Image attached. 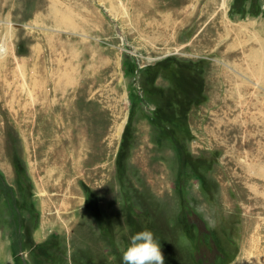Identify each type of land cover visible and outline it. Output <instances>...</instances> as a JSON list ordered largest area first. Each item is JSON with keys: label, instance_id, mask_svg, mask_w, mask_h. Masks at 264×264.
Masks as SVG:
<instances>
[{"label": "rangeland", "instance_id": "374dc122", "mask_svg": "<svg viewBox=\"0 0 264 264\" xmlns=\"http://www.w3.org/2000/svg\"><path fill=\"white\" fill-rule=\"evenodd\" d=\"M55 1L70 14L73 29L38 25L20 13L24 8L0 10V139L6 148L0 160V264H123L132 236L145 229L155 233L154 223L168 228L160 238L164 264H264L258 257L264 255V232L250 253L253 234L242 230L238 203L227 211L220 207L217 151H208L207 138L199 139L202 121L216 120L208 104L216 69L236 76L233 57L241 48L230 46L223 57L227 36L194 45L212 24L222 32L223 25L243 26L248 37L256 29L264 40V0ZM42 6L46 14L47 2ZM50 35L61 45L70 41L65 45L77 69L75 84L86 85L83 101L91 106L86 120L95 126L96 119L103 121L102 140L95 141L103 145L102 160L90 168L75 165L87 177L67 171L80 149H63L57 164L44 154L37 162L29 155L28 163L22 155L30 145L19 137L8 103L18 93L22 106L28 96L24 61L32 54L26 43L45 53ZM5 80L12 90L3 93ZM216 87L217 100L231 102L228 85L220 79ZM137 155L146 166L137 164ZM70 218V232L61 230Z\"/></svg>", "mask_w": 264, "mask_h": 264}, {"label": "bare ground", "instance_id": "6f19581e", "mask_svg": "<svg viewBox=\"0 0 264 264\" xmlns=\"http://www.w3.org/2000/svg\"><path fill=\"white\" fill-rule=\"evenodd\" d=\"M46 2L49 6L47 13L41 14L42 4ZM136 3L142 5L141 1L137 0ZM149 3H152V1L150 0ZM6 8H11L15 12L24 8L20 13L25 16H33L38 25L49 23L53 28L71 27L73 29L72 26L74 24L72 25L69 20L70 14L62 13L55 0H0V10L4 11ZM212 25L204 31L203 35L201 33L194 40L196 48H201L203 45L209 46L218 37L227 36L230 37V42L225 45L220 54L228 58L229 51L236 49L238 46L241 50L236 51V56L233 57L235 61L233 70L236 72V76L230 75L225 68L216 69L218 70V76L212 83L213 87L208 93L209 98H211L208 104L209 107L211 106L215 109L216 120L215 118L212 119V124H206L202 121L199 139L207 138L206 147L208 151L213 149H216L215 152L217 151L215 158H217L218 162L216 166L218 176H216V179L222 188L223 199L220 207L223 211H227L238 203L242 211V220L244 221L242 230L247 234H253L251 235L252 239L248 241L250 246L248 248L251 253L254 251H252V247L258 246L259 239L262 238L261 233L264 232V220L262 219L264 216V95H261L262 93L259 91L260 86L264 85V40L259 34L260 31L254 29L255 26H252L255 32L248 37V35L245 36L248 30H245L243 26L232 27L229 24L227 26L223 25L221 28L224 31L222 32L221 29L215 30V26L213 25L214 27H212ZM247 38H249L248 41L246 40ZM65 44H59L56 42L55 37L50 35L45 44L47 50L45 48L46 52L43 53L37 44L32 48L30 44L26 43V48L32 54L30 60L24 61L25 65L23 64L26 67L23 74L25 76L24 85L29 89L28 96L22 106L18 93L12 94L15 97L13 100H8L13 103L10 101L8 103L14 105L13 109H15V112H12V118L15 119L17 124H20L19 132L22 136L19 137L24 138L22 141H24V144L27 143V147L30 145V149L28 148V151H25V155H22L28 159V163L31 158L29 155L35 157L37 162L44 154L53 156L52 159H55L53 164H57L59 163V158L66 152L63 149H67L73 154L77 149H80V155L77 157L72 155V158L70 157V160H68L72 165L68 167L67 171H74L73 173L81 176L85 173L87 177L88 171H83L84 173H82L79 171L78 166L76 167L75 165H84L90 168L102 160L103 145H100V143L95 145V141L99 142L102 140L104 132L101 127L103 121L95 118V124L100 127L99 129L89 123L90 120H86V117L91 115L89 113L91 111L89 107L91 106L83 101L84 87L86 85L81 84L77 88L78 85L75 84V71L77 69L74 71L72 67L73 59L68 51V45L66 44V46ZM230 46H233L232 50ZM3 52H5V49ZM43 65L46 68L51 65L53 70L47 69L48 71H46ZM240 77L248 79L257 88L250 84L247 85V82L241 80L242 78ZM220 79L229 87L227 88L229 91L226 96L227 98H232L231 102L228 101L229 103L226 100V102L217 100L219 96H216L218 92L216 85L217 81L220 82ZM9 81L5 80L6 85L3 87V93L7 89L12 90V82ZM2 83L4 82L2 81ZM17 107H20V109ZM75 130L77 135L74 134ZM91 131L95 133L91 135ZM25 138L27 139L26 142ZM201 143L199 150H204ZM4 144L0 139V160L5 154L6 148ZM64 144L67 146L62 147ZM93 149L95 151L91 155L87 153L88 150ZM34 153H36L35 156ZM137 156L139 157V160H135L137 164L146 166L145 160L141 156ZM44 162L49 163L51 161L44 160ZM3 168L5 170V167ZM99 171L103 170L100 169ZM5 172L7 173L8 171L5 170ZM104 175L101 174L99 178L101 183H103ZM49 182H51V179L47 182L45 181L48 184ZM227 189L232 190L233 197L228 194ZM77 200L74 199L72 201L73 204L78 205L80 202ZM71 221L73 222V218H70L69 223L67 220V223L60 229L70 232L73 224ZM258 257L264 260L262 253H258Z\"/></svg>", "mask_w": 264, "mask_h": 264}, {"label": "clouds", "instance_id": "9594fccd", "mask_svg": "<svg viewBox=\"0 0 264 264\" xmlns=\"http://www.w3.org/2000/svg\"><path fill=\"white\" fill-rule=\"evenodd\" d=\"M123 264H164L160 242L148 229L132 236L122 253Z\"/></svg>", "mask_w": 264, "mask_h": 264}, {"label": "crops", "instance_id": "0c3cea01", "mask_svg": "<svg viewBox=\"0 0 264 264\" xmlns=\"http://www.w3.org/2000/svg\"><path fill=\"white\" fill-rule=\"evenodd\" d=\"M161 187V185H159L158 186V188H160ZM158 214L159 213H157V220H159V219H162V218H159L158 217ZM159 218V219H158ZM160 221V220H159ZM155 225H154V230L153 231H155V238L160 242V238H161V236H165V232L168 230V228L165 226V225H163V227H161L162 225L161 224H156V223H154ZM161 225V226H160ZM169 225V224H168ZM171 225V224H170ZM170 225H169V227H170ZM160 228H162L161 230H159ZM183 235V234H182ZM161 243V242H160ZM162 244H163V246L164 245H168L165 241H162ZM173 245V244H172ZM163 250V249H162ZM165 251H166V249H165ZM163 252V251H162ZM166 259H169L168 261L169 262H171V259L168 257H166ZM174 261H176V260H174ZM180 262V261H179ZM178 261H176L175 263H179Z\"/></svg>", "mask_w": 264, "mask_h": 264}, {"label": "flooded vegetation", "instance_id": "af4514ba", "mask_svg": "<svg viewBox=\"0 0 264 264\" xmlns=\"http://www.w3.org/2000/svg\"><path fill=\"white\" fill-rule=\"evenodd\" d=\"M200 222L202 223V230H204L205 228H204V225H203V222L201 221V219H197V223H198V225H200ZM205 231L207 232V230L205 229Z\"/></svg>", "mask_w": 264, "mask_h": 264}]
</instances>
